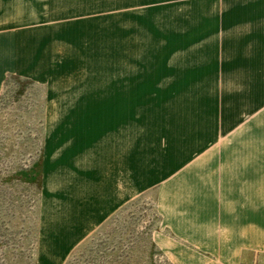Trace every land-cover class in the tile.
<instances>
[{
    "label": "rangeland",
    "instance_id": "1",
    "mask_svg": "<svg viewBox=\"0 0 264 264\" xmlns=\"http://www.w3.org/2000/svg\"><path fill=\"white\" fill-rule=\"evenodd\" d=\"M3 1L0 264H264V0Z\"/></svg>",
    "mask_w": 264,
    "mask_h": 264
},
{
    "label": "crops",
    "instance_id": "2",
    "mask_svg": "<svg viewBox=\"0 0 264 264\" xmlns=\"http://www.w3.org/2000/svg\"><path fill=\"white\" fill-rule=\"evenodd\" d=\"M4 10H5V2L3 0H0V14H1V16H0V28H3L4 25H5V21L3 19V16H5V11ZM4 40L5 39L3 37H1L0 45L5 43Z\"/></svg>",
    "mask_w": 264,
    "mask_h": 264
}]
</instances>
